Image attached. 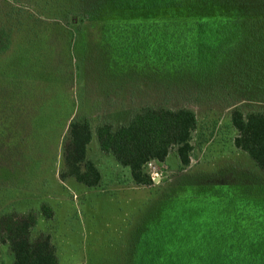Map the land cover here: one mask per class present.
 <instances>
[{
    "label": "rangeland",
    "instance_id": "374dc122",
    "mask_svg": "<svg viewBox=\"0 0 264 264\" xmlns=\"http://www.w3.org/2000/svg\"><path fill=\"white\" fill-rule=\"evenodd\" d=\"M208 1L163 8L174 59L160 53L153 62L146 49L155 32L148 40L135 36L143 19L155 18L156 6L144 8L151 0H125L126 9L117 10L123 24H132L125 40L118 28L103 27L110 19L84 23L87 6L101 0H0V32L9 47L0 41L1 229L10 215L31 217V240L49 237L56 264H230L221 260L222 239L211 237L231 233L235 246L247 238L243 250L228 252L242 259L234 264H264V176L235 147L231 122L234 109L264 111V13L251 16L260 22L244 16L237 23ZM34 81L49 85L48 98L28 96L27 118H15L14 126L11 107L21 111L23 84ZM145 107L192 109L198 128L189 167L173 149L165 162L145 167L153 182L138 185L128 168L101 152L97 128L108 122L116 130ZM67 110L91 122L87 158L101 173L96 187L63 176L68 124L62 128L60 119ZM1 229L0 264H14Z\"/></svg>",
    "mask_w": 264,
    "mask_h": 264
},
{
    "label": "trees",
    "instance_id": "16d2710c",
    "mask_svg": "<svg viewBox=\"0 0 264 264\" xmlns=\"http://www.w3.org/2000/svg\"><path fill=\"white\" fill-rule=\"evenodd\" d=\"M137 1L140 0H130V2L135 5ZM205 2L207 3L209 1L205 0ZM215 2L222 7V9H220V14L223 15L221 16H234L236 17L237 23L244 22V16L246 17L245 21L250 23L252 15L264 13V0H215ZM123 4L124 9H126L125 0H101V2L95 6H87L88 10L86 9L85 13L87 18L84 19V23L95 22L99 19L107 20L108 22V19H110L109 23H103V27L107 29V31H110L109 28H118L120 39L124 38L125 40V38H129L132 34L128 35L123 32H129V30L132 29L130 28L132 24L128 22L123 24L120 20L117 12ZM155 6L156 10L153 12L155 18L143 19L139 24L142 26L135 27L137 30L135 36L138 38V36H140L139 33H141L143 34V38L148 40V38H151V32H155L156 41L154 44H149L147 42L148 46L146 52L152 54L151 60H153V62L159 61L161 56L160 53L167 55L164 56L168 62H173V45L169 46V44H171V40L174 39V34L170 31L168 20L162 18L164 14L162 10L163 8L172 7H174V9H182L184 7V0H151V4L146 5L144 8L152 11V9H155ZM254 6L258 7L255 8ZM197 7L203 9L202 6ZM130 8L134 9L135 6L132 5ZM135 9L140 8L138 6ZM173 13L175 12L173 11ZM180 13L181 12L178 11L175 14ZM135 14H137V12L132 13V15ZM176 20L178 21V18L175 16L172 21ZM224 21H222L223 24ZM260 21L262 20L253 19L251 22ZM134 22L135 21H133V23ZM230 22L233 23L234 21ZM122 25L124 26L122 27ZM135 28L133 27V29ZM83 30L81 28L79 31L83 32ZM71 35L73 37L74 33L71 32ZM7 40L6 32H3V34L0 32L2 47L6 49L8 47ZM69 41L72 42V39ZM116 42L119 46H123L118 40H116ZM177 48L179 49L178 46ZM175 53L181 57L179 50L175 51ZM128 59L130 58L128 57ZM43 73L40 72L38 74L41 75ZM46 73L50 74V71L47 70L45 74ZM46 80L45 82L50 83L49 77H47ZM28 85V82L23 84L25 95L21 100V111H19V107H15L14 105L11 107V119L14 122V126L15 118H27V114H25V105L28 96L32 97V94L36 92L35 96L39 98L41 102L45 100L44 98H48L46 93L48 94L50 90L48 87L49 85H44L42 82H35L31 87ZM67 100L68 98L63 97L64 105ZM44 109L45 107H42V105L38 106L36 112L38 114L36 117L37 119L44 114ZM54 110L49 108L48 113L49 116L55 120L57 117H55ZM67 111L68 112H65L60 119L62 128H65L68 124V133L63 148L65 160L63 176L64 178H74L77 182L89 188L96 187L100 183L101 173L96 165L87 158L88 146L92 142L94 135L91 122L89 117L78 119L74 117L71 110ZM59 118L60 117H58V119ZM231 122L238 133L237 137L234 139L235 147L247 153L264 176V111H250L244 113L240 108L234 109L231 113ZM197 128L198 119L196 113L192 109L180 108L172 110L165 107H145L141 111L135 113L128 124L122 125L116 130L113 128V125L108 122L100 124L97 128V138L101 151L104 154L113 155L121 166L128 168L136 184L149 185L153 181L145 172V167L153 160L161 163L165 162L173 149H176L182 166H190L191 154L194 150L192 145L193 134L196 132ZM17 146L18 145L11 147ZM9 217V221L5 222L6 224L8 223V226L5 229L0 228L2 233L5 234L4 237H1V241L3 243H9V248L14 257V264H56V256L49 237L36 240L35 242L31 240L30 230L35 223L33 219L31 217L17 218L14 215H10ZM0 225H2V223H0ZM232 234L233 233L211 237L212 239H222V241L216 240L221 245L219 250H221L223 254L225 253L224 255L221 254L220 257L223 255L221 260L229 262L230 264L242 261V259L238 257L228 258V252H232V249L240 246L242 247L236 250H243L247 243V238L239 237V241H244V244L235 246L234 242L232 244V239H234ZM223 238L229 240L224 242Z\"/></svg>",
    "mask_w": 264,
    "mask_h": 264
},
{
    "label": "crops",
    "instance_id": "0c3cea01",
    "mask_svg": "<svg viewBox=\"0 0 264 264\" xmlns=\"http://www.w3.org/2000/svg\"><path fill=\"white\" fill-rule=\"evenodd\" d=\"M104 123H105V122H104ZM101 124H102V123H101ZM93 134H94V132H93ZM94 136H95V135H93V138H94ZM97 139H98V138H97ZM92 141H93V140H92ZM98 142H99V141H98ZM99 146H100V144H99ZM100 150H101V149H100ZM101 152H102V151H101ZM103 154H104V153H103Z\"/></svg>",
    "mask_w": 264,
    "mask_h": 264
},
{
    "label": "built area",
    "instance_id": "2783aa9c",
    "mask_svg": "<svg viewBox=\"0 0 264 264\" xmlns=\"http://www.w3.org/2000/svg\"><path fill=\"white\" fill-rule=\"evenodd\" d=\"M149 165V164H148ZM155 177L153 176V179H154Z\"/></svg>",
    "mask_w": 264,
    "mask_h": 264
}]
</instances>
